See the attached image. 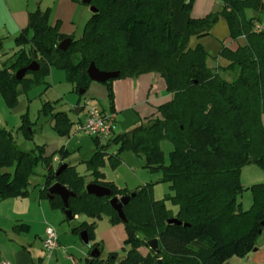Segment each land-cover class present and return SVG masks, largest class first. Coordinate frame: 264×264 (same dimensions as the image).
Here are the masks:
<instances>
[{
	"label": "trees",
	"instance_id": "16d2710c",
	"mask_svg": "<svg viewBox=\"0 0 264 264\" xmlns=\"http://www.w3.org/2000/svg\"><path fill=\"white\" fill-rule=\"evenodd\" d=\"M191 1L182 9L190 11ZM87 5L97 11L78 38L63 35L58 21L51 23L49 7L28 13L26 26L14 37L22 48L0 67V92L6 102L14 104L21 91L44 82L51 67L64 69L74 89H84V94L91 81L86 70L92 61L100 70L119 72L118 77L103 83L111 110L113 80L147 72L164 78L172 98L157 106L158 115L146 117L105 143L93 137L96 147L84 160L89 182L109 187L111 196L86 192L85 175L65 161L67 149H58L56 169L67 165L55 175L53 154L45 155L44 145L38 151L23 150L12 132L0 126V200L27 196L30 177L42 163L47 173L40 198L47 197L48 188L59 182L75 193L68 199L73 218L79 213L91 218L105 215L112 224L124 226L123 256L117 251L104 253L102 241L96 240L95 222L83 221L72 229L87 232L91 240L88 253L92 248L100 252L98 257L86 259L87 264H235L232 257H243L257 248L264 221V182L250 186L249 209H242L238 201L244 189L239 180L241 167L249 162L264 163V30L253 28L263 20L264 0H222L220 13L226 18L230 37H244L245 42L235 49L222 45L219 55L228 63L216 67L208 66V53L200 43L189 46V38L209 35L217 12L189 17L186 29L179 31L172 25L169 0H90ZM247 10L253 13L248 16ZM68 37L71 41L66 49L58 48ZM33 61L38 69L17 79L16 71ZM227 72H232L230 78L223 75ZM41 110L50 113L57 134L69 135L73 121L65 111H53L48 101ZM18 128L30 137L25 116ZM162 139L172 143L168 162L160 147ZM114 146L117 149L111 153ZM124 150L140 156L145 168L160 170V181L167 182L173 194L154 199L151 183L128 189L106 180L100 170L105 157L115 166ZM131 193L134 195L122 207L123 222L109 199ZM168 199L177 206L176 212L166 207ZM49 200L53 207L65 210L58 196ZM171 218L178 222L168 223ZM154 238L157 253L147 243ZM141 247L148 248V253L143 255Z\"/></svg>",
	"mask_w": 264,
	"mask_h": 264
},
{
	"label": "rangeland",
	"instance_id": "374dc122",
	"mask_svg": "<svg viewBox=\"0 0 264 264\" xmlns=\"http://www.w3.org/2000/svg\"><path fill=\"white\" fill-rule=\"evenodd\" d=\"M188 1L169 0L172 7L173 26L185 30L187 20L193 15L194 11L197 14V12H204L203 10L206 8L208 12H217L218 18L212 32L200 38L191 36L189 46L194 47L196 43L202 42L203 44L204 42L206 44H203L204 48L209 54L206 60L207 64L213 67L222 66L225 60L218 57L221 41L233 40L230 37L226 18L220 13L222 0H208L209 5L206 7H204L205 3L197 0L192 13L191 10L185 11L182 9V5ZM83 5L88 6L87 4ZM87 11L89 12V8H87ZM252 13L251 10L246 11L248 16ZM261 17L264 19V11L261 13ZM83 29L84 26L78 35L83 33ZM3 41L0 50L3 53L5 52L2 56L4 57L3 60H6L5 56L14 54L20 48L16 45L14 39ZM243 41L244 39H238V43ZM232 45L235 46L236 43ZM9 46H16L17 48L11 52ZM20 47L22 48V46ZM231 74L232 72H227L223 75L230 78ZM26 77H31V74H27ZM18 88H21L20 85ZM87 100L90 101L88 106L91 105L104 109L109 113H116L117 119L112 129V135L126 132L145 119L135 107H127L117 112L111 110L106 97V87L103 83L90 81L87 91L80 94L79 90L74 89V84L67 80L64 69L51 67L44 82H40L26 91H21L16 102L12 105L6 102L0 92V126L12 132L16 144L23 150L34 149L38 151V146L44 145L47 155L53 154V158H60L58 149L61 147L67 149L69 154L65 161L75 164L77 171L85 175V181L88 183L91 176L86 170L83 160L90 157L96 146L93 137L80 131L77 132V127L86 120L87 107H83V105ZM46 101L52 103L53 111H65L73 121L68 136H61L52 129L50 113L44 114L41 110ZM80 107H82L81 111L77 112L76 109ZM22 116H25L28 120V127L31 130L30 137L18 128L22 122ZM160 147L164 152L165 161L168 162L172 143L168 139H162ZM115 149H117L116 146L113 147L112 151H115ZM118 157L120 161L115 166L105 157L104 165L100 168L105 172L106 178L113 180L118 187L134 189L145 183H151L154 199H163L165 195L173 194L169 184L160 181L161 171L145 168L143 159L133 151L124 150L119 153ZM51 163L53 169H56L58 164L53 160ZM46 173L45 166L39 163L35 167V173L30 177L29 194L27 196L23 198L9 197L0 200V253L2 251L15 264H87L86 259L90 258L89 246L82 242L80 233L72 230L81 222L86 221L95 222L94 233L97 240L106 237V240L110 242L106 246L102 242L104 253L117 251L119 256H123L125 254L123 241L115 237V234L107 232V229L113 225L107 216L102 215L100 218H91L84 213H79L69 220L66 218L65 212L59 207H53L47 197L38 198ZM239 180L244 189L238 201L242 209H249L252 205L250 186L264 182V163L249 162L244 164L239 172ZM165 203L168 209L176 212L177 206L170 199L166 200ZM15 224L18 225L16 228L13 227ZM21 224L26 225L20 226ZM47 226L56 230L59 244L50 258L46 257L41 243V236ZM105 232H107L106 236L103 235ZM259 238L258 242H264V226ZM139 251L145 255L148 253V248L141 247ZM237 258L232 257L230 259L231 263H235Z\"/></svg>",
	"mask_w": 264,
	"mask_h": 264
},
{
	"label": "crops",
	"instance_id": "0c3cea01",
	"mask_svg": "<svg viewBox=\"0 0 264 264\" xmlns=\"http://www.w3.org/2000/svg\"><path fill=\"white\" fill-rule=\"evenodd\" d=\"M196 1L197 0L191 1L192 2V6L190 9L191 13L194 10ZM199 1L201 3H205L204 7L209 5L208 0H199ZM47 7L51 9V18H50L51 23L54 24L56 21H58L59 31L63 35L74 36L75 38H78L82 35V34L78 35L79 31L85 25L86 21L89 19V17L92 14V11L90 10V6H85L83 5V3H78L72 0H0V49L3 46V42H4L3 40L14 39V37L18 35V33L26 26L29 12L34 11L37 8L46 9ZM87 8H89V12L87 11ZM203 11L204 12H197V14L194 11L193 15L191 14L192 15L191 17L199 18L210 13L206 10V8ZM173 27L179 31H184L182 29L176 28L175 26ZM238 39H244V37H239L237 39H233L232 41L230 39L228 42H225L226 40H222L218 50V57L222 58L219 55L222 45L235 49L238 45L243 44L245 42L244 39L242 43H238ZM233 43H236V45L233 46L232 45ZM200 44L203 47L204 45H206L204 42H203L204 45L202 44V42ZM9 47H11L10 48L11 52L15 51V49L17 48L16 46H9ZM26 47L27 46H24L23 48ZM19 48L21 47L19 46ZM4 53L1 52L0 50L1 65L5 61L3 60L4 57L2 56V54ZM10 56L11 55L9 54L8 56L5 57L8 58ZM224 60L225 61H223L224 64H222V66H225L228 63L226 59ZM208 66L213 67L209 64ZM112 89L114 93V111L117 112L127 107H135L138 109L139 113L143 115V117L145 118L143 122L146 120V117L158 115L156 109L157 106L169 101L172 98V93L166 90V83L164 78L159 73L156 72H147L140 74L136 77L115 79L112 82ZM106 97H107V90H106ZM81 109L82 107L77 108L76 111L80 112ZM110 150L112 151L113 147H111ZM45 155H47L46 152ZM53 161H55L58 164L60 159L59 157L58 158L55 157L53 158ZM101 171L105 175V172L102 169ZM105 179L114 182L113 180L106 178V176ZM38 198L40 199V196H38ZM15 226L16 224L13 225L14 228H16ZM107 232L115 234L116 235L115 237H117L118 239L120 238L121 241H124L126 237L124 226L122 223L111 225L107 229ZM107 232H105L103 235L106 236ZM43 235L41 236V243H42ZM101 241L103 242L104 246L110 243L106 240V237L103 238ZM2 260L11 262L8 256L1 251L0 261ZM235 263L264 264V242H257V248L255 250L250 251L243 257H238Z\"/></svg>",
	"mask_w": 264,
	"mask_h": 264
},
{
	"label": "water",
	"instance_id": "95a60500",
	"mask_svg": "<svg viewBox=\"0 0 264 264\" xmlns=\"http://www.w3.org/2000/svg\"><path fill=\"white\" fill-rule=\"evenodd\" d=\"M90 0H81V2L83 4H89ZM90 10L92 11V13L96 12L97 9L94 8L93 6H90ZM71 38H66L62 41L59 42L58 44V48H60L61 50L66 49V47L68 46V44L70 43ZM38 69V64L33 61L31 62L29 65L22 67L20 69H18L15 73V76L17 79H21L24 74L27 71H36ZM86 73L89 77V79L91 81H95V82H99V83H105L110 79H114L116 77H118L119 72L118 71H103L100 70L98 67H96V65L94 64V62H90ZM84 89H79V93H83ZM66 163L61 164L55 171V175H58L63 168L66 166ZM85 190L87 193L92 194L96 197H102V196H111L112 191L109 187H105L101 184L98 183H94V182H88L85 185ZM134 193H131L129 195H124V196H120V197H110L109 199V203L111 205V207L116 211V213L118 214L119 218L125 222L126 221V217L123 213L122 207L123 205H125L128 201L129 198L131 196H133ZM55 196H58L62 203H63V208L65 209V215L67 217V219H72L73 215L71 210L68 209V199L69 197L75 196V193H73L72 191H70L66 186L60 184L59 182H55L53 183L49 188H48V192H47V198L51 199ZM168 223L171 222H178L176 218H171L167 221ZM262 226H264V221H262ZM261 229L259 230V232L261 233ZM80 238L82 240V242L89 246V248L91 247V240L89 238V235L87 234L86 231H81L80 232ZM148 246L154 251V252H158L159 248H158V240L156 238L149 240L148 242ZM88 248V249H89ZM256 248H254L253 250H255ZM90 258H96L100 255V252L96 249V248H92L89 252ZM160 263V261H159Z\"/></svg>",
	"mask_w": 264,
	"mask_h": 264
},
{
	"label": "built area",
	"instance_id": "2783aa9c",
	"mask_svg": "<svg viewBox=\"0 0 264 264\" xmlns=\"http://www.w3.org/2000/svg\"><path fill=\"white\" fill-rule=\"evenodd\" d=\"M255 30H264V19L253 25ZM90 101L87 100L83 107L86 108V120L77 127V131L86 135L97 138L100 143H105L112 136V129L116 122V113L106 112L103 109L88 106ZM42 246L46 253V257L50 258L52 253L59 246L58 235L53 227L47 226L42 238ZM0 264H15L10 261H2Z\"/></svg>",
	"mask_w": 264,
	"mask_h": 264
}]
</instances>
